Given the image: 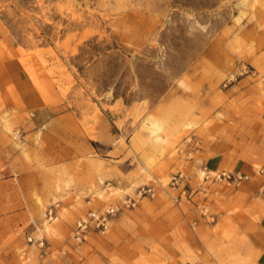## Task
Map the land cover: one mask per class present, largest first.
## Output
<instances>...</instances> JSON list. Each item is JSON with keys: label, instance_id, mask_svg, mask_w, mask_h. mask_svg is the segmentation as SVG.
Returning a JSON list of instances; mask_svg holds the SVG:
<instances>
[{"label": "rangeland", "instance_id": "1", "mask_svg": "<svg viewBox=\"0 0 264 264\" xmlns=\"http://www.w3.org/2000/svg\"><path fill=\"white\" fill-rule=\"evenodd\" d=\"M263 64L264 0H0V264H237L218 225L264 209Z\"/></svg>", "mask_w": 264, "mask_h": 264}, {"label": "crops", "instance_id": "2", "mask_svg": "<svg viewBox=\"0 0 264 264\" xmlns=\"http://www.w3.org/2000/svg\"><path fill=\"white\" fill-rule=\"evenodd\" d=\"M260 56L261 55L257 54V57ZM262 66H264V64ZM21 72L24 71L22 70ZM23 74H25V72ZM243 82L244 81H242L241 84ZM239 87H242V85L235 86L229 92L234 94L236 88ZM249 88H256V85H250ZM38 97L40 98V95H38ZM71 116V114H65V116L61 117L60 119H71ZM92 152L93 150L89 148L88 153L91 154ZM254 201L259 204L256 199L252 202ZM242 210L243 211H241V213L236 212L234 215H229L231 217L230 223H227L226 221L219 223L217 239L225 248L229 249L233 247L236 249L235 252L239 251V255L236 256L235 263L264 264V209L256 210L258 213H254L255 211L251 212L250 209L247 210L243 208ZM225 229H231L230 231L233 233L235 241L233 246L222 240V233Z\"/></svg>", "mask_w": 264, "mask_h": 264}, {"label": "built area", "instance_id": "3", "mask_svg": "<svg viewBox=\"0 0 264 264\" xmlns=\"http://www.w3.org/2000/svg\"><path fill=\"white\" fill-rule=\"evenodd\" d=\"M245 69H246V66H245ZM247 72L248 71H246V73ZM235 80H236V74L232 75L227 80L225 87L232 84V82H234ZM19 135H20V132L17 131L15 133V137L17 138ZM203 171H204L206 180H208L210 178V175H209L207 168H205ZM262 173L264 175V171ZM212 174H214V179L224 180V181L228 182L229 184H232L236 187H240L245 181H247L249 179V177L247 175H244L242 173L231 174V173H227V172H220V173L216 172V173H212ZM182 178H183L182 175H180L179 178L174 177L173 178V185H178L180 180H182ZM152 192H153L152 188H148V189L143 188L140 191V195H144L147 193L150 194ZM185 193L186 192H184L183 195H185ZM130 205L135 206V204H132L131 201L126 203L127 207H130ZM119 211H120V209L118 207H110L101 213L91 212L89 214L88 218L81 219L77 223V227H76V231H75L76 241H78L79 243H82L85 240V237L89 233L90 229L93 227V225L97 229H101L102 231L106 232L110 226L111 218L116 216L119 213ZM42 246H44V243L41 244V247Z\"/></svg>", "mask_w": 264, "mask_h": 264}, {"label": "bare ground", "instance_id": "4", "mask_svg": "<svg viewBox=\"0 0 264 264\" xmlns=\"http://www.w3.org/2000/svg\"><path fill=\"white\" fill-rule=\"evenodd\" d=\"M161 130L160 124H154L153 132L158 133Z\"/></svg>", "mask_w": 264, "mask_h": 264}]
</instances>
